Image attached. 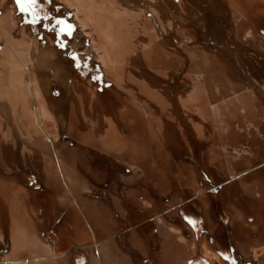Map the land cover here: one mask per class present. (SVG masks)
Returning a JSON list of instances; mask_svg holds the SVG:
<instances>
[{
    "label": "rangeland",
    "instance_id": "obj_1",
    "mask_svg": "<svg viewBox=\"0 0 264 264\" xmlns=\"http://www.w3.org/2000/svg\"><path fill=\"white\" fill-rule=\"evenodd\" d=\"M15 51L32 55L22 76V95L13 102L8 99V105L5 100V106L0 104V160L15 161L22 173L39 170L40 162L33 158L44 155L35 152L48 153L50 145L66 142L68 148L61 151L69 165L83 168L86 178L108 182L115 180L111 162L118 169L128 165L136 172L137 162L124 146L139 136L145 124L139 110L163 106L146 93L142 96L151 104L144 102L132 87L150 82L170 96L198 80H226L227 99L253 86L264 92V0H38L34 5L0 0V76L10 72ZM0 81L3 98L9 83ZM35 84L40 94L33 98L30 88ZM171 85L174 90L168 92ZM187 101L181 97L172 106L183 115ZM219 103L215 98L213 104ZM40 108L54 119L38 118L40 124H29L25 113L36 114ZM172 119L177 121L165 117L167 129H172L167 121ZM110 123L116 125V149L103 144L112 140ZM31 131L47 146L38 143ZM204 133L209 139L200 145L220 141L214 127ZM95 144L103 147L92 149ZM179 157L181 162L192 161L186 151L179 152ZM198 158L207 163L204 153ZM245 167L246 179L264 177V161ZM246 179L240 189L237 181L221 188H225L224 197L227 191H243L248 197L246 208L253 213L240 208L230 212L234 217L227 222L215 218L208 233L199 223L196 241L205 246L182 250L189 261L192 257L195 264H264V181L259 182L261 193L256 191V198L247 193ZM238 196L233 193L228 199L237 205ZM258 196L261 214L253 206ZM202 257L204 261H198Z\"/></svg>",
    "mask_w": 264,
    "mask_h": 264
},
{
    "label": "crops",
    "instance_id": "obj_2",
    "mask_svg": "<svg viewBox=\"0 0 264 264\" xmlns=\"http://www.w3.org/2000/svg\"><path fill=\"white\" fill-rule=\"evenodd\" d=\"M226 86V80H198L170 96L150 82L132 87L163 106L139 110L145 124L138 140L124 146L137 162L136 172L111 162L115 180L89 179L83 168L69 165L61 151L68 148L66 142L50 145L48 153L35 152L44 155L33 158L39 170L22 173L15 161L0 160L5 165L0 168V264H182L187 259L195 264L182 250L204 245L196 241L199 223L207 232L215 218L227 222L240 208L253 213L243 191L233 192L239 195L234 205L228 199L233 193L227 191L226 198L221 187L230 181L242 186L245 166L264 161V92L253 86L227 99ZM181 97L188 99L186 120L173 107ZM215 98L221 103L214 105ZM165 117L176 118L167 120L172 129L165 127ZM115 126H109L112 140L103 141L113 149ZM208 127L215 128L220 141L202 146ZM99 145L91 148L100 150ZM181 151L191 154V163L181 162ZM201 153L206 164L198 162ZM246 180L247 193L257 198L264 177ZM258 197L253 206L261 214Z\"/></svg>",
    "mask_w": 264,
    "mask_h": 264
},
{
    "label": "bare ground",
    "instance_id": "obj_3",
    "mask_svg": "<svg viewBox=\"0 0 264 264\" xmlns=\"http://www.w3.org/2000/svg\"><path fill=\"white\" fill-rule=\"evenodd\" d=\"M82 3V2H81ZM91 12H94L93 11V8H91L90 6H86ZM89 11V12H90ZM89 12H88V14H89ZM96 20V19H95ZM97 21V20H96ZM95 21V22H96ZM96 24V23H95ZM100 34V33H99ZM101 35V34H100ZM102 36V35H101ZM99 37V36H98ZM100 39V38H99ZM112 39H114V38H112ZM102 41V40H101ZM112 42L114 43V41L112 40ZM107 43H108V41H107ZM107 43H106V45H107ZM110 44H112V43H110ZM106 47V46H105ZM113 48H114V46H113ZM107 49V48H106ZM110 49V48H109ZM111 50V49H110ZM109 50V51H110ZM114 50V49H113ZM113 50H112V52H113ZM116 53H117V51H116ZM31 54V53H30ZM30 54L29 53H27V54H25V53H22V52H13L12 53V60H11V63H10V72L8 73H6V74H3V75H1L0 76V80H7L8 81V87H6V90L4 91V95H3V98H2V94H3V92H1V94H0V104H1V106H3L4 104H2V103H5L6 102V104L5 105H8V99H10L12 102H13V100L15 99V98H17V97H20L21 95H22V92H23V73H24V71H26V69H27V67L29 66V62H30ZM112 54V53H111ZM32 55V54H31ZM34 55H37V54H35L34 53ZM108 56H109V54H108ZM38 57V56H37ZM110 57V56H109ZM111 58V57H110ZM43 59H46V57L44 58L43 57ZM40 60V59H39ZM112 60V59H111ZM41 61V60H40ZM43 61V60H42ZM46 62V61H45ZM110 62H112V61H110ZM2 64L4 63V62H1ZM45 64V63H44ZM51 66V65H50ZM6 68V67H5ZM4 69V68H3ZM7 69V68H6ZM6 71V70H5ZM8 71V70H7ZM7 75H9V76H7ZM32 81V80H31ZM1 82V81H0ZM25 82V81H24ZM2 85H3V83H2ZM5 89V88H4ZM31 89V95L33 96V98L35 97V96H37V95H39L40 94V88H39V86L38 85H32V87L30 88ZM0 90H2L3 91V89H0ZM2 99H3V102H2ZM38 99V98H37ZM4 100H5V102H4ZM11 101H9V102H11ZM16 101V100H15ZM15 103V102H14ZM13 104V103H12ZM16 104V103H15ZM4 105V106H5ZM14 105V104H13ZM2 108V107H1ZM6 108V107H5ZM3 110H4V108H3ZM38 110V109H37ZM7 111H9V110H7ZM36 111V110H35ZM38 113H34V114H32V113H25V120H27L28 121V123L30 124H40V123H37V119L38 118H42V119H46V120H48L49 118H51V119H54V118H52V114L51 113H49L48 111H46L44 108H40V110L39 111H37ZM8 113H10V111L8 112ZM7 114V113H6ZM12 116V115H11ZM13 117V116H12ZM23 117H24V114H23ZM50 120V119H49ZM40 122V121H39ZM31 135H33L34 136V139L38 142V143H40V144H43V145H46L47 146V144H45V143H41L40 142V140L38 139L39 138V136L37 135V134H35V132L34 131H31V133H30ZM45 135V134H44ZM48 135V134H47ZM36 137V138H35ZM48 137L49 138H51V137H53V134L51 133V134H49L48 135ZM43 138H44V136H43ZM46 140V139H45Z\"/></svg>",
    "mask_w": 264,
    "mask_h": 264
},
{
    "label": "snow or ice",
    "instance_id": "obj_4",
    "mask_svg": "<svg viewBox=\"0 0 264 264\" xmlns=\"http://www.w3.org/2000/svg\"><path fill=\"white\" fill-rule=\"evenodd\" d=\"M27 2L28 4L30 5H34L38 2V0H16V3L19 5V4H22V3H25Z\"/></svg>",
    "mask_w": 264,
    "mask_h": 264
}]
</instances>
